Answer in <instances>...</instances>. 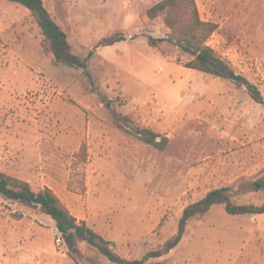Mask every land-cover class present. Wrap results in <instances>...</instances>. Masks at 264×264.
<instances>
[{
    "label": "rangeland",
    "instance_id": "374dc122",
    "mask_svg": "<svg viewBox=\"0 0 264 264\" xmlns=\"http://www.w3.org/2000/svg\"><path fill=\"white\" fill-rule=\"evenodd\" d=\"M43 1L87 66L56 64L31 12L0 0L1 173L53 190L127 261L165 252L184 210L211 191L228 188L236 205L264 204V105L187 69L192 58L180 48L149 45V36L168 33L146 15L162 0ZM196 1L202 19L218 25L208 46L264 97V0ZM112 36L125 40L97 47ZM118 121L168 138L167 148ZM59 237L39 209L0 196V264H113ZM145 264H264V215L214 206L188 222L174 250Z\"/></svg>",
    "mask_w": 264,
    "mask_h": 264
},
{
    "label": "trees",
    "instance_id": "16d2710c",
    "mask_svg": "<svg viewBox=\"0 0 264 264\" xmlns=\"http://www.w3.org/2000/svg\"><path fill=\"white\" fill-rule=\"evenodd\" d=\"M8 1L31 12L43 36L44 48L53 55L56 64L69 68H86L87 61L73 53L67 33L52 18L43 0ZM146 15L152 21L162 19L168 30L165 38L149 36L148 43L151 47L158 48L163 43H169L180 48L192 58L185 64L187 69L228 80L238 89H245L256 104L264 105V97L259 88L244 76L237 74L208 46V41L218 29V25L202 19L196 0H162L149 8ZM124 40L123 36L106 37L97 47L114 46ZM123 120L129 121V118L124 116ZM117 127L159 151H164L169 143L168 138L149 129L133 128L119 121ZM82 152L87 155L86 145L82 147ZM227 192L228 188L216 189L201 201L188 206L180 219L178 236L168 244L165 252H150L142 260L127 261L113 252L112 243L95 233L85 222L79 223L53 190L44 188L35 192L28 182L0 172V196L25 207L39 209L56 223L62 236L73 234L78 242L95 248L113 264H145L151 259L162 258L180 244L188 222L206 215L214 206H224L225 212L233 217L264 215V204L236 205L232 203Z\"/></svg>",
    "mask_w": 264,
    "mask_h": 264
},
{
    "label": "water",
    "instance_id": "95a60500",
    "mask_svg": "<svg viewBox=\"0 0 264 264\" xmlns=\"http://www.w3.org/2000/svg\"><path fill=\"white\" fill-rule=\"evenodd\" d=\"M64 241L66 242V244L70 247H73L75 244V238L73 234L70 235H64L63 236Z\"/></svg>",
    "mask_w": 264,
    "mask_h": 264
},
{
    "label": "crops",
    "instance_id": "0c3cea01",
    "mask_svg": "<svg viewBox=\"0 0 264 264\" xmlns=\"http://www.w3.org/2000/svg\"><path fill=\"white\" fill-rule=\"evenodd\" d=\"M144 2H146V1H141L142 4H143ZM154 2H158V1H152V3L149 5V8H150L152 5H154ZM118 45H121V43H118V44H116V45H114V46H118Z\"/></svg>",
    "mask_w": 264,
    "mask_h": 264
},
{
    "label": "built area",
    "instance_id": "2783aa9c",
    "mask_svg": "<svg viewBox=\"0 0 264 264\" xmlns=\"http://www.w3.org/2000/svg\"><path fill=\"white\" fill-rule=\"evenodd\" d=\"M62 241H63V238L62 237H59L58 244H61Z\"/></svg>",
    "mask_w": 264,
    "mask_h": 264
}]
</instances>
